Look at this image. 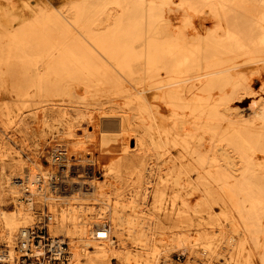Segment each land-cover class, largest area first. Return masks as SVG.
<instances>
[{"label":"bare ground","instance_id":"obj_1","mask_svg":"<svg viewBox=\"0 0 264 264\" xmlns=\"http://www.w3.org/2000/svg\"><path fill=\"white\" fill-rule=\"evenodd\" d=\"M18 1L43 6L31 13L34 19L0 24V115L22 121L33 109L45 125V110L58 107L69 136L83 125L79 119L86 120L75 143L92 158L71 162L67 150L54 151L52 165H68L62 188L51 186L57 173L40 159L35 166L42 177L27 167L17 183L6 174L9 155L0 153V200L9 194L17 200L23 185L30 200L64 205L53 214L50 232L69 239L73 264L115 255L123 264H155L176 248L206 264L210 258L245 264L248 245L264 249V209L257 212L264 208V0ZM72 21H78L76 34L57 30ZM248 98H254L249 108L236 105ZM68 107L76 112L73 119ZM115 127L118 132H111ZM118 139L117 192L107 194L110 185L100 179L93 154L96 145ZM125 166L139 191L130 198L119 192ZM169 185L176 188L171 207L165 204ZM91 189L90 201L113 221L101 242L92 228L105 226L103 218H80L94 209L82 196ZM197 189L204 191L201 200L192 196ZM17 206V212L1 213L0 240L12 243L30 223L25 205Z\"/></svg>","mask_w":264,"mask_h":264},{"label":"rangeland","instance_id":"obj_2","mask_svg":"<svg viewBox=\"0 0 264 264\" xmlns=\"http://www.w3.org/2000/svg\"><path fill=\"white\" fill-rule=\"evenodd\" d=\"M6 3H7L6 1L0 0V24L2 23V25L4 27L5 26L9 27V25L11 24V21L13 20L14 17L21 19V21L18 22V24L22 23L23 21H25L27 19H34V16H32L31 13L36 12V11H40V8H42V6H43V4H40L39 2H31V3L23 4V3H20L18 0H12V2H10L11 5H9V6H8V4L6 5ZM47 8L49 9L48 6H47ZM72 24H73L72 27H67L66 29L63 28V30H60V29H57V30L60 33H63L62 31H64V32L76 34V28L78 27V21H72ZM262 85L263 84L260 81L258 83L253 84V88L256 91H258ZM262 96L264 97V93H262ZM13 97L15 98V96H13ZM253 99L254 98H248L243 103H237L236 105L240 106L242 108H245V109L249 108L250 107L249 105L251 104ZM68 108H69L68 118L73 119L76 112L74 111L73 108H71V107H68ZM31 110H33V109H28V110L24 111V114L22 115L23 116L22 121L20 120L21 118H15V121L8 122L6 119H3L2 116L0 115V153L9 155L6 158V160L4 161V163L7 164V166L5 167L6 172H7L6 174L10 179L12 178L14 180V178L17 177L16 175H18L20 173H22L23 175L26 176L28 173L27 167H31V168H33L34 174L38 175L39 177H42L40 171L35 166L36 161L40 159V161L43 164L51 167L52 170H54L58 175L56 177L51 176V179L49 180V182L51 181V183H52L51 186H53L55 184H59V185L63 186L64 188H67V186H65V183H63V180L65 182V178H66V175H65L63 170H66L68 167L66 161L64 162L63 160H60L57 164L52 165L51 158L53 156L54 151H56V150H61L62 152H65L67 150L69 152L70 158L73 160L71 162H74L75 160L80 162V161H83L85 159L92 158V155L89 156V154H87L85 152V148L79 147L75 143V141L83 135L84 132H83L82 126H86L85 124H87V122H86V120L79 119L78 122H80V124H83V125L78 126L75 129L73 136H69L67 134L68 131L65 128L66 119H64L62 122L58 121V120L62 119V117L60 115V110L58 107H56V108L48 107L45 110V112H44L46 115L45 119L47 121V123L45 125H40L38 123L39 118L38 117L35 118L32 115ZM166 114L169 115V112L166 111ZM225 125L227 126V124H225ZM88 128L90 131H92V129H93L91 126H89ZM53 129H55V130H53ZM118 130L119 129L117 127H115L113 129H111V132H118ZM134 141L135 140H133L130 143V145L132 147L136 146V142H134ZM96 149H98V150H96L95 151L96 154L94 153L93 155H95V157L100 161V164H101L100 165L101 171H102L101 175H103V178L100 177V179L101 180L104 179L110 185V187L106 189L105 193H107V194L112 193V192L116 193L117 188L114 187V184L116 183L114 170L119 165V163L117 161V157L119 156V154L122 151V142L120 139H118L116 142H109L107 146L96 145ZM97 151H99V152H97ZM255 154H258V153H255ZM254 158H255V160L258 161V157L256 155ZM21 160L24 161V163H25V164L23 163L24 165L22 164V167H24V168L14 169L16 163L20 162ZM262 161H264V156L262 158ZM71 162H70V164H71ZM126 167L127 166L122 167L123 177L119 178V180H118V182L121 184V187H122V189L119 190V192L121 193L122 196H124L126 198H130L133 195L138 194L139 191L135 188V186H133L135 182L132 180V177L130 176L131 169H128ZM62 173H63V175H62ZM69 175H71L70 176L71 178L76 177L74 174H71V173H69ZM98 176H100V175H98ZM78 180L88 181L87 179H84V178H80ZM86 188L89 189L90 187L86 186ZM175 190H176V188L173 187L172 185H169L166 189V195H165L166 203L165 204L168 207H171V201L176 199L174 196ZM61 191H63V190L61 189ZM19 194L20 195L22 194L21 191L18 192V195ZM59 194L60 195L61 194L67 195V193L65 194L63 192H60ZM93 194H94V192L91 189V190L85 192V195H82L83 197L87 198V200H89V201H86L87 206H92L94 204V209H93V211H90L87 209L83 214H81L80 215L81 221H83V222L91 221V220L94 221V220H97L98 218H103V221L105 222V226L108 229H110V227L113 225V221L109 217V214H101L102 211L99 210V208H98L99 206L97 205V202L90 201V199H92L94 196ZM13 196L9 194L6 197H3L2 200H0V220H1V213L10 212V211L17 212L20 208L17 205L23 204V205H25V207L22 210V212L26 211L28 213V216L30 217L29 218L30 223L27 224V226H28V225H32L35 222V220L39 216L38 214L41 213V211L43 212L45 210L46 211L48 210L50 213L54 214V213H58L64 206V205L59 204L56 206L54 205L55 206V208H54L53 206H51L50 202H48V201L44 202L43 200L38 199V200L34 201V205H33L32 210H27V209H25L28 206L27 201L22 200V197H21L22 195L20 197L17 196L18 197L17 200H16V198H13ZM192 196L196 200H201L204 197V191L197 189L195 192H193ZM177 201L179 203L178 206H182V204L180 203V200L178 199ZM223 207H224V205H223ZM43 209H45V210H43ZM263 209L264 208H259L257 212H259ZM215 210L218 212L219 207H216ZM23 214L25 215L24 212H23ZM229 220L230 219H223V223L229 224L228 223V222H230ZM51 223L49 224V232H50ZM130 226L135 228V224L130 225ZM95 229H96V226H94L92 228L93 231H95ZM207 229H208V232L211 233L212 231L219 230L220 227L217 225L214 227H207ZM18 231L19 230H17L16 235H17ZM50 234H51V232H50ZM57 236L62 237L63 239H66V242L68 243V246H69V251L71 253V249H70V245H69V239L66 238L64 235L62 236L61 234H60V236L59 235H57ZM57 236H53V237H57ZM260 239L263 241L264 237L261 236ZM98 242H101V241H98ZM113 242H115V244H114L115 251L119 252L121 250L122 245H120L119 240L116 236L113 237ZM13 243H14V241L12 243H10L6 240H0V246L13 245ZM125 244L129 246L128 241H126ZM252 245L251 246L248 245L247 248L250 251L246 250L244 255H243V256H245V258H244L245 262L244 263L249 264V261L246 258L248 257V255L250 253V255H255V256H253L254 260L253 261L251 260V261L255 264H260V262H259L260 257L263 255L264 249L259 248L256 251L255 249H253L254 244H252ZM90 249L92 250L93 247H90ZM176 249H174L172 252L167 254L168 255L167 258L162 257L155 264H190L188 262L189 258L192 261L199 259L198 257L195 256V254H187L186 255L184 253L185 255L182 256L183 251L181 250V248H179V249L176 248ZM200 249H202V248H200ZM200 253H201V251H200ZM178 255L181 256V261H178ZM221 256L223 257V254ZM109 259H110L109 261H102V262L98 261L97 264H108V262L110 264H123V259H121L120 256L115 255V256L110 257ZM210 259L212 262L211 264H218L220 262L221 263L223 262V260L220 261V260H218V258H210ZM86 260L87 259H84V261H86ZM143 262L145 263V260ZM68 264H73L72 253H71L70 262ZM150 264H154L153 261H151ZM198 264H206V261H202V259L201 260L199 259Z\"/></svg>","mask_w":264,"mask_h":264},{"label":"built area","instance_id":"obj_3","mask_svg":"<svg viewBox=\"0 0 264 264\" xmlns=\"http://www.w3.org/2000/svg\"><path fill=\"white\" fill-rule=\"evenodd\" d=\"M14 181L18 183L19 179L15 178ZM55 185L62 187L59 184ZM61 189L57 188V191L60 193ZM20 191L22 200L27 201V204H30V210H32L34 201L28 199L27 190L23 189V185L20 187ZM38 215L32 225L19 229L13 245L0 246V264H68L70 262L71 253L66 239L53 237L49 232L53 214L45 210ZM108 238L109 229L106 226L98 227L93 234L95 241H105ZM184 255L182 253V256ZM178 261H181L179 255ZM188 262L195 264L190 258Z\"/></svg>","mask_w":264,"mask_h":264}]
</instances>
